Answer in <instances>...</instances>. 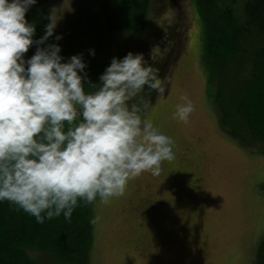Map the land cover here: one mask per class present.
<instances>
[{"label": "rangeland", "instance_id": "rangeland-1", "mask_svg": "<svg viewBox=\"0 0 264 264\" xmlns=\"http://www.w3.org/2000/svg\"><path fill=\"white\" fill-rule=\"evenodd\" d=\"M80 1L51 0L53 35L74 17ZM202 2L151 0L141 35L106 36L104 59L119 47L127 52L145 46L144 60L161 68L159 79L168 77L165 93L152 92L146 100L147 118L172 138L174 158L162 161L159 175L143 172L128 180L121 196L94 201L89 264L254 263L264 234V156L251 154L218 127L214 82L203 59ZM183 95L194 104L187 122L172 118ZM171 164L186 166L188 181L177 178Z\"/></svg>", "mask_w": 264, "mask_h": 264}, {"label": "clouds", "instance_id": "clouds-1", "mask_svg": "<svg viewBox=\"0 0 264 264\" xmlns=\"http://www.w3.org/2000/svg\"><path fill=\"white\" fill-rule=\"evenodd\" d=\"M35 3L0 0V201L42 224L61 213L70 220L78 200L121 196L143 172L159 175L162 161L174 158V141L147 118L140 95L145 86L163 95L168 77L159 79L142 53L129 51L92 82L83 53L65 60L58 43H46L56 27L51 13L33 39L25 13ZM181 100L172 118L187 122L194 104Z\"/></svg>", "mask_w": 264, "mask_h": 264}, {"label": "trees", "instance_id": "trees-1", "mask_svg": "<svg viewBox=\"0 0 264 264\" xmlns=\"http://www.w3.org/2000/svg\"><path fill=\"white\" fill-rule=\"evenodd\" d=\"M203 2L207 7L203 11V59L214 82L211 98L218 127L251 154L264 156V0ZM80 3L74 17L57 33L62 39L55 41V34L46 43H58L65 60L83 53L89 79L98 82L111 60L100 55L107 35L122 34L126 39L141 35L150 17L151 0ZM50 13L51 0H36L25 13L35 24L34 40L44 34ZM154 39L148 44H154ZM36 47H29L25 59ZM119 48L114 54L117 58L129 51L146 53L145 46L127 52ZM89 49H94L95 55H90ZM160 69L158 76L162 78ZM140 95L149 100L152 92L145 86ZM93 203L78 200L70 220L61 213L41 224L9 201H0V264H89ZM253 264H264V234L256 246Z\"/></svg>", "mask_w": 264, "mask_h": 264}, {"label": "flooded vegetation", "instance_id": "flooded-vegetation-1", "mask_svg": "<svg viewBox=\"0 0 264 264\" xmlns=\"http://www.w3.org/2000/svg\"><path fill=\"white\" fill-rule=\"evenodd\" d=\"M174 166L175 165L171 164L174 174L175 175L177 174L176 177L178 176L181 181H188V178H186V172H188L189 169H186V166H182V167L180 165L178 167H174Z\"/></svg>", "mask_w": 264, "mask_h": 264}]
</instances>
